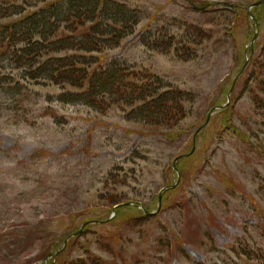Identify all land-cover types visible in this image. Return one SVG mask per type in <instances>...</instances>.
I'll return each mask as SVG.
<instances>
[{
	"label": "rangeland",
	"instance_id": "374dc122",
	"mask_svg": "<svg viewBox=\"0 0 264 264\" xmlns=\"http://www.w3.org/2000/svg\"><path fill=\"white\" fill-rule=\"evenodd\" d=\"M114 1L142 20L100 57L185 90L189 113L170 132L121 109L62 101L53 84L23 97L0 89V264H43L61 244L67 261L82 264H264V156L239 132L255 121L249 81L264 63V9L258 30L246 13L260 0ZM155 37L170 53L146 51ZM232 87L225 124L215 108ZM193 149L181 162L182 187L162 208L159 196L178 180L174 161ZM116 201L153 215L112 225ZM127 211L136 213L120 207L117 220ZM114 232L120 241L110 250Z\"/></svg>",
	"mask_w": 264,
	"mask_h": 264
},
{
	"label": "trees",
	"instance_id": "16d2710c",
	"mask_svg": "<svg viewBox=\"0 0 264 264\" xmlns=\"http://www.w3.org/2000/svg\"><path fill=\"white\" fill-rule=\"evenodd\" d=\"M259 9L263 10L264 4L253 9L257 22L261 20ZM141 20V11L114 0H0V89L23 97V91H30L32 86L53 84L60 87L62 101L67 97L79 100L97 113L121 109L131 120L171 132L189 113L190 94L148 70L132 68L119 59L106 64L100 57L133 36ZM148 40L143 46L149 51L164 54L169 50L162 48L158 37ZM166 40L167 45H174L173 37ZM258 70L252 74L255 79L249 81L255 121L246 123L249 134L234 129L244 140L255 139V148L264 156V135L258 133L264 130V63ZM232 107L230 104L219 112L225 124L233 120ZM187 167L178 162L182 177L175 189L163 195V208L172 193L182 187V171ZM129 203H112V209L119 206L110 224H132L147 217L133 206L136 213H121L117 223V209L130 207ZM110 239L111 243L104 245L112 250L120 238L114 232ZM66 256L65 250L61 251L54 264H82L67 261Z\"/></svg>",
	"mask_w": 264,
	"mask_h": 264
},
{
	"label": "water",
	"instance_id": "95a60500",
	"mask_svg": "<svg viewBox=\"0 0 264 264\" xmlns=\"http://www.w3.org/2000/svg\"><path fill=\"white\" fill-rule=\"evenodd\" d=\"M261 3H264V1H261V2H258V3H256V4H253V5L249 8V11H250L251 8L256 7V6H259ZM256 37H257V34H256ZM256 37H255V38H256ZM159 200H161V197L159 198ZM48 259H49V258H47L46 261H47Z\"/></svg>",
	"mask_w": 264,
	"mask_h": 264
}]
</instances>
